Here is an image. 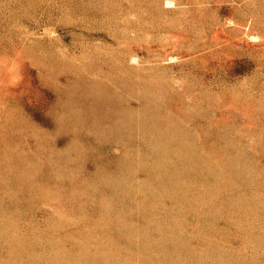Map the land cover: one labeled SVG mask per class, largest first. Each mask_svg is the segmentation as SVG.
Returning <instances> with one entry per match:
<instances>
[{"label": "rangeland", "instance_id": "obj_1", "mask_svg": "<svg viewBox=\"0 0 264 264\" xmlns=\"http://www.w3.org/2000/svg\"><path fill=\"white\" fill-rule=\"evenodd\" d=\"M0 264H264V0H0Z\"/></svg>", "mask_w": 264, "mask_h": 264}]
</instances>
